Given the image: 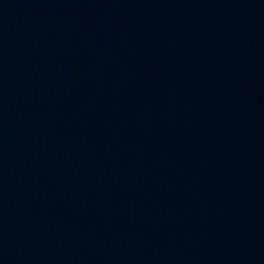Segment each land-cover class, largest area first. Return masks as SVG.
Masks as SVG:
<instances>
[{
  "label": "water",
  "instance_id": "95a60500",
  "mask_svg": "<svg viewBox=\"0 0 264 264\" xmlns=\"http://www.w3.org/2000/svg\"><path fill=\"white\" fill-rule=\"evenodd\" d=\"M0 264H264V0H0Z\"/></svg>",
  "mask_w": 264,
  "mask_h": 264
}]
</instances>
